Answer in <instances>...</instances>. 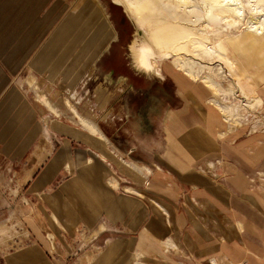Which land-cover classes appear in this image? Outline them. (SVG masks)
<instances>
[{
    "label": "crops",
    "instance_id": "0c3cea01",
    "mask_svg": "<svg viewBox=\"0 0 264 264\" xmlns=\"http://www.w3.org/2000/svg\"><path fill=\"white\" fill-rule=\"evenodd\" d=\"M64 8L55 0H0V214H23V200L36 201L28 219L34 240L0 248L5 264H54L40 247L42 230L53 234L48 245L62 260L86 246L76 243L78 228L94 231L96 243L106 242L104 260L121 264H264V190L251 179L263 167L264 145L251 135H221L225 125L202 84L177 69L140 81L130 67L117 73L109 49H94L96 72L103 52L111 57L97 97L111 98L107 110L121 108L99 114L96 125L84 122L90 129L41 111L24 79L28 70L43 72L38 64L58 37L38 46ZM132 96L146 97L137 114L124 98ZM150 104L154 112L144 115ZM64 170L71 175L57 183ZM19 227L30 234L22 219ZM85 255L75 261L86 264ZM89 260L99 264V252Z\"/></svg>",
    "mask_w": 264,
    "mask_h": 264
},
{
    "label": "rangeland",
    "instance_id": "374dc122",
    "mask_svg": "<svg viewBox=\"0 0 264 264\" xmlns=\"http://www.w3.org/2000/svg\"><path fill=\"white\" fill-rule=\"evenodd\" d=\"M56 1L65 7L64 11L62 10L55 27L47 33L38 48L43 47L50 37L57 36L58 39L55 43L52 41V46L41 62L42 66L38 64L39 69L42 70L41 67H44L43 72L34 75V71L29 72L28 70V75L24 74V88L35 101L38 99L39 103L37 101V104L40 105L41 111L47 107L53 113L50 120H54V118L67 119L75 126L87 129L84 122L96 125V117L99 114V118H101L102 113L103 115L107 112L111 114L113 108L114 110L121 108L118 105H111L107 110L111 104V98L106 99L103 103L100 96L97 97L96 94L97 91L100 92L99 87L101 89V86H98L100 78L105 80L109 76L110 68L108 66L111 61H106L104 68L101 67L103 59L108 56L107 52H103L105 56L101 55L103 58L99 61L96 72L93 64L100 54L91 55V52L94 49L107 51L112 45L116 48L113 52V64L119 66L117 73H129L130 67V74H134L135 76L132 75L134 78H138L136 74L143 76L140 81L144 79L153 81L157 75H162L159 71H163L164 75L166 69L168 71L175 70V64L182 60L183 63L185 62L183 64L185 66L179 70L180 73L196 80L207 89L208 105L212 108L215 107L222 117L226 130L221 135L239 133L238 141L251 135L249 137L254 136V143L264 145V33L263 35L254 33L257 32L254 31L257 27L256 19L261 18V21L264 19V0L260 5H256V0H238V3L242 5L239 15H236V12L231 9L227 11L223 6L211 4L210 0ZM128 1L132 2L131 8L128 7ZM64 30H69V32H66L65 36L60 39ZM138 31L141 33L138 34ZM155 32L172 34V48L161 50L156 48L153 40ZM68 36L72 42L67 40ZM59 44L60 46L55 49ZM205 48L212 49L216 53L206 54L204 53ZM141 49L150 51L152 61L149 60L145 64L135 61L137 52H140ZM161 56L166 57L161 58ZM42 58L39 59V62ZM189 66H192L194 70L189 72ZM51 68L55 70V73L50 71ZM83 71H85L84 74ZM47 74L50 78H47ZM54 74V78H51ZM212 85L220 89L215 92V86ZM113 90H116L115 87ZM124 98L133 102V114L139 113L144 104L143 100L146 99L144 97L143 100L136 101L133 96ZM230 105L240 107L244 115L240 117L233 111L225 115L220 107H217L221 106L226 110ZM149 107L143 108L144 115H151L154 112L152 108L154 106L150 104ZM47 121L48 117L44 119V122ZM257 138L258 141H256ZM77 148L76 144L72 145V149ZM72 152L75 154V151L72 150ZM70 175L68 171L64 170V175H61L57 183ZM251 179L253 182L261 184L264 190V160L260 172L256 171L255 176H252ZM31 202L36 201L32 198L23 200V214H0V226H5L8 228L7 231L14 233L13 238L8 239H3L0 235L1 249L15 248L21 246L24 241L27 243L28 239L34 240L31 235L34 232L30 229V222L28 224V219L33 216L31 213H35L33 207L31 208ZM27 211L32 212L28 213ZM21 219L28 227L30 234H27L25 230V236L22 235L19 227ZM76 233L78 236L73 235L78 239L76 243H83V245L86 243V246H74L73 254H69L62 260H59L49 247L47 236L53 237V234L46 230H42L43 239L39 240L40 247L54 264H79L75 261L76 258L82 254L84 256L86 252H88L85 255L87 256L85 257L87 258L86 264H89V258L98 252L99 264H112L111 262L121 264L114 260L115 256L112 260H104L106 242L103 243L104 245L100 241L96 243V240L92 238L94 231L83 232L82 228H78ZM64 236L67 238L68 233L63 231L62 239ZM119 236L126 235L120 233ZM35 238L37 237L35 236ZM127 239L118 240L122 242ZM19 243L21 244L18 245ZM101 251H104L102 255ZM77 253L78 255H76ZM118 253L121 252H116V255ZM137 260L138 262L131 264H144L139 259ZM5 262L1 252L0 264H5ZM194 264L197 263L194 262ZM199 264L217 263L205 261Z\"/></svg>",
    "mask_w": 264,
    "mask_h": 264
},
{
    "label": "bare ground",
    "instance_id": "6f19581e",
    "mask_svg": "<svg viewBox=\"0 0 264 264\" xmlns=\"http://www.w3.org/2000/svg\"><path fill=\"white\" fill-rule=\"evenodd\" d=\"M118 1L127 2V0H118ZM225 1H226V3H223ZM261 1L262 0H256L255 1L256 5H260ZM210 3L223 6V7H225L224 9H226L227 11L229 9H231V10L236 12V15H239L240 12H241V9H242V5H241V3H238V0H218V1L217 0H210ZM128 5H129L128 7L131 8L132 2L128 1ZM228 7H231V8H228ZM251 11L253 12V10H251ZM256 20H257L256 21L257 27L254 29V31H257L258 33L257 32H254V33L255 34H259V35H263V33H264V19L262 21H261V18H258ZM172 39H173V35L172 34H165V33H162V32L161 33L160 32H155L153 34V40H154V42L156 44V48H159L160 50L161 49H171L172 48L171 47ZM224 49H226V48H224ZM204 51H205L204 53L209 54V55L210 54L213 55V54L216 53V51H214L212 49H207V48H205ZM200 53L202 54V51ZM165 57L166 56H161V58H165ZM151 59H152V54L150 53V51L148 49H141L140 52H137V55L135 57V61L138 62V63H141V64H145ZM181 62H182V60H181ZM181 62L178 61L177 64H175V68L177 70L183 69V67L185 66V65H183V64H185V62L184 63L183 62L181 63ZM192 70H194V68L192 66H189L188 71L191 72ZM189 75H191V74H189ZM212 86L214 87L215 85H212ZM219 89L220 88H217L215 86L214 91L217 92ZM255 101H256V99H255ZM257 102H259V101H257ZM217 107H220V110L222 111L223 114L225 113V115L226 114L228 115L230 113V111L235 112L240 117L242 115H244V112L242 111V109L240 107L237 108L235 106H231L230 105V106H228V109H226V110L223 109V107H221V106H217ZM91 129H92V132H96L94 127L91 126ZM6 229H8V228H6L5 226H0L1 238H3V239H8V238H11V237L13 238L14 233L12 231H7Z\"/></svg>",
    "mask_w": 264,
    "mask_h": 264
},
{
    "label": "flooded vegetation",
    "instance_id": "af4514ba",
    "mask_svg": "<svg viewBox=\"0 0 264 264\" xmlns=\"http://www.w3.org/2000/svg\"><path fill=\"white\" fill-rule=\"evenodd\" d=\"M119 30H120V28H119ZM117 35H118V32H117ZM118 37H120V35H118ZM119 40H121L120 38H119ZM119 40H118V42H119ZM109 56H113V52H114V50H116V48L114 47V46H110L109 48ZM111 57H108V58H105V59H103V65H102V67L104 68V63L106 62V61H108L109 59H110Z\"/></svg>",
    "mask_w": 264,
    "mask_h": 264
},
{
    "label": "water",
    "instance_id": "95a60500",
    "mask_svg": "<svg viewBox=\"0 0 264 264\" xmlns=\"http://www.w3.org/2000/svg\"><path fill=\"white\" fill-rule=\"evenodd\" d=\"M141 32L138 31V34H140Z\"/></svg>",
    "mask_w": 264,
    "mask_h": 264
}]
</instances>
